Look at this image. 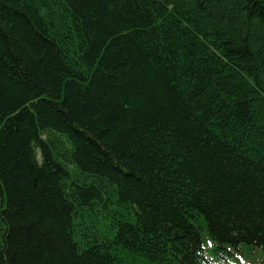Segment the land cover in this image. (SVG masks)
Here are the masks:
<instances>
[{
  "label": "trees",
  "instance_id": "trees-1",
  "mask_svg": "<svg viewBox=\"0 0 264 264\" xmlns=\"http://www.w3.org/2000/svg\"><path fill=\"white\" fill-rule=\"evenodd\" d=\"M243 245L264 248V0H0V264Z\"/></svg>",
  "mask_w": 264,
  "mask_h": 264
},
{
  "label": "rangeland",
  "instance_id": "rangeland-1",
  "mask_svg": "<svg viewBox=\"0 0 264 264\" xmlns=\"http://www.w3.org/2000/svg\"><path fill=\"white\" fill-rule=\"evenodd\" d=\"M243 255L238 254L241 262L244 264H262L264 260V248H257L251 245H243L241 247ZM122 258H124V264H149L145 258L140 256H133L129 253L121 252Z\"/></svg>",
  "mask_w": 264,
  "mask_h": 264
}]
</instances>
